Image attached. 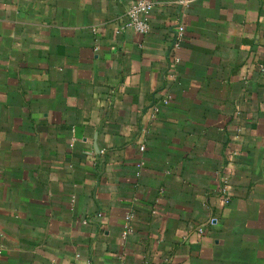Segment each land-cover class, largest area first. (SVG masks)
Masks as SVG:
<instances>
[{
  "label": "crops",
  "instance_id": "0c3cea01",
  "mask_svg": "<svg viewBox=\"0 0 264 264\" xmlns=\"http://www.w3.org/2000/svg\"><path fill=\"white\" fill-rule=\"evenodd\" d=\"M135 1L0 0V264H264V0Z\"/></svg>",
  "mask_w": 264,
  "mask_h": 264
},
{
  "label": "built area",
  "instance_id": "2783aa9c",
  "mask_svg": "<svg viewBox=\"0 0 264 264\" xmlns=\"http://www.w3.org/2000/svg\"><path fill=\"white\" fill-rule=\"evenodd\" d=\"M194 0H182L180 5L189 7ZM160 4L159 0H137L132 3L127 9L124 17L121 19L120 27L118 32L121 33L125 30H130L133 33L145 37L151 33V16L155 11L156 7ZM96 31V29L94 30ZM186 35V28L183 24L178 25L176 33L171 40L170 53L172 54L173 64L177 65L180 63V58L178 57V51L181 49L184 38ZM145 150V148H142ZM216 179L218 185L214 190L213 194L218 197L223 206L230 205L232 201V177L233 171L227 167L219 170L216 174ZM126 223L123 230V238H127L134 232L133 222L135 221V216L133 212L126 214ZM199 235L205 234L204 227H199L197 229ZM124 264V263H122Z\"/></svg>",
  "mask_w": 264,
  "mask_h": 264
}]
</instances>
